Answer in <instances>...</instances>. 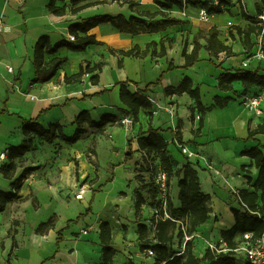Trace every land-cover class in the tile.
<instances>
[{
  "label": "crops",
  "instance_id": "crops-1",
  "mask_svg": "<svg viewBox=\"0 0 264 264\" xmlns=\"http://www.w3.org/2000/svg\"><path fill=\"white\" fill-rule=\"evenodd\" d=\"M50 1L0 0V154L6 152L8 156L0 159V190L13 191L12 180L4 177L1 167L11 162L10 148L26 139L22 132L24 120L37 119L45 127L60 123L67 136L75 134L78 127L76 118L82 110H88L95 122H100L104 115L116 116L117 120L108 123L103 134H96L95 128H89L74 144L62 139L47 143L36 137L34 148L15 159L19 163L16 175L26 167L36 169L24 180L19 192L21 198L9 202L0 213V264H102V221H110L113 226V243L118 250L114 264H128L123 245L118 242L117 225L112 222V219L117 222L125 219L111 209L120 200L132 199L135 190L140 188L138 176L148 174L144 170L145 153L140 149L138 138L149 128V113L142 109L138 121L134 120L130 109L121 100L120 82H127L131 92L142 91L149 96L153 102V127L159 129L167 141V153L175 164L178 162L175 169L191 161L199 172L202 190L211 195L210 218L196 232L203 238L196 244L195 251L198 252L195 253L203 256L209 242L215 238L222 239L221 231L235 224L232 208L240 207L236 192L242 188L253 189L258 169L253 159L243 152L259 144L264 146V133L249 139V128L254 129L264 123V99L259 116L245 105L247 95L257 94L263 88L255 86L246 90L241 81H235L233 90L224 91L218 88V76L225 69L260 68L264 73V57L260 55L264 48V32L253 34V49H245L237 30L229 29L228 21L230 23L232 18L234 22L231 24L242 28L254 23L242 16L235 0L228 11L208 14L207 20L202 19L201 7L189 6L181 10L174 6L166 9L153 0H107L104 3H100L104 0H81L78 5L72 0H56V6L67 7L64 15L51 12L48 8ZM129 1L137 4L130 7ZM260 1L255 5V11L258 5L263 7ZM87 3L94 5L77 13L71 11V8ZM143 11L158 13L157 19L165 14L187 20V23L137 35L121 32L111 23H101L88 34H94L103 45H90L83 51L61 47L53 54H46L47 63L56 57L66 58V62L51 80L35 82V46L41 36H48L52 46L63 39L73 42L69 35L70 26L74 23L95 15L124 13L130 16ZM248 14L257 19L258 15ZM257 21V24L264 25V22ZM212 26L218 27L221 40L232 46L237 55L229 57L221 53L216 58L202 48L199 61L188 69H182L185 44L188 42V52H191L195 35L208 31ZM162 39L166 40L167 47L163 56L153 55L152 49L142 58L110 51L128 50L136 45L144 50L149 43L157 42L159 52ZM200 42L204 46L207 44L205 39ZM120 59L122 65L119 64ZM211 60L221 64V68ZM88 63L90 67L102 64V69L87 73L74 83L65 81L67 76L78 73L81 66ZM171 63L176 68L169 69ZM10 66L13 71L9 70ZM162 73L161 83L145 91L148 84L155 83ZM96 74L99 81L93 83L91 78ZM185 77L192 80L194 87L200 88L205 106L214 104L216 95L234 98L226 107L215 106L207 113L199 135L194 134L200 125L201 115L196 100L187 92L166 93L167 88L177 87ZM124 116H130L132 120L126 126L121 124ZM179 124L182 135L177 134ZM179 136L183 145L188 146L191 156L181 153ZM158 163L155 162L156 165ZM247 176L252 177V182ZM106 178L109 179L104 182ZM82 185L91 187L87 194L92 199L94 193L93 210L87 214L89 202L84 200L86 197L75 198ZM171 190H176L178 196L171 194V197L174 195L172 201L181 207L179 189L175 185L173 187V181ZM100 201L103 203L102 213L94 212ZM142 209L146 218L149 209L143 205ZM107 214L109 218H106ZM50 218L55 219V226L39 233V225ZM90 224L92 226H88ZM60 236L63 241L58 248Z\"/></svg>",
  "mask_w": 264,
  "mask_h": 264
},
{
  "label": "trees",
  "instance_id": "trees-1",
  "mask_svg": "<svg viewBox=\"0 0 264 264\" xmlns=\"http://www.w3.org/2000/svg\"><path fill=\"white\" fill-rule=\"evenodd\" d=\"M114 1V0H113ZM161 8L172 9L174 6H178L181 10H185L189 6L201 7L206 9L208 14H222L229 10L233 6V0H219L217 4L211 3L209 0H153ZM263 7L257 6L259 15L264 14V0H261ZM73 3L79 4L81 0H72ZM108 2L104 0L100 3ZM241 3V0H238ZM56 0H51L48 4V8L51 12L57 15H64L67 12V7L56 6ZM137 3L129 1L130 7L135 6ZM94 5V3H87L77 7L71 8V11L77 13L78 11ZM162 13V12H161ZM163 14V13H162ZM241 14L244 18L251 20L254 24L242 28L236 25L235 29L242 38L243 45L246 50H251L254 47L252 42V35H259L264 32V25L257 24V19L254 16L249 15L243 8H241ZM158 13H152L149 11L139 12L138 15L127 16L124 13L118 14H101L95 15L84 19L81 22L74 23L70 26L71 34H74L76 40L70 42L67 39H63L51 45L50 38L46 35L41 36L35 46V82L45 83L51 80L58 72L60 66L66 62V58L56 57L51 62L45 61L46 54H53L61 47H68L74 51L86 50L90 45H103L104 43L97 39L94 34H88L91 29L101 23H111L115 28L124 33L140 34L145 32H158L166 30L172 25H181L187 23V20L179 19L176 17H170L163 15L162 18L157 19ZM84 33V35H80ZM205 39L207 44L204 46L200 40ZM166 40H161L160 51H157L158 43L151 42L147 45V48L142 50L140 46L136 45L128 50L116 51L110 49L114 54L122 56H131L142 58L146 56L152 49V54L157 56H163L167 53V47L165 45ZM202 48H206L212 57L218 58L221 53H226L227 56H236L232 46L226 44L220 38V30L217 26H212L208 31H200L194 37V48L191 52H188V42L185 44L183 50V56L185 57V63L181 66L182 69H188L194 66L199 61V52ZM211 62L218 68H221V64ZM120 65H122V59H120ZM176 68L172 63L169 69ZM101 70L102 64H96L94 67H90V64L82 65L80 71L73 74L70 77H66L67 83H74L81 79L87 73H92L95 70ZM261 69H225L218 76V88L224 91H231L234 88L235 81H241L244 88L249 90L255 86L264 89V73L260 72ZM164 77V73L153 84H148L146 90H149L152 85L161 83ZM93 83H98L99 75H93L91 78ZM120 97L122 102L128 106L130 112L133 114L134 120L138 121L139 113L141 110H146L149 113V128L146 133L141 134L138 138L140 149L145 153V161L147 157L157 154L161 160V166L169 173V178L175 174L178 178L179 186V199L182 203L181 207H176L172 199H169L170 212L176 219H181L186 225V232L188 235H193L198 227L207 222L210 218V206L211 195L205 193L201 187V180L198 170L193 166L191 161H187L181 168L174 171V165L172 157L167 153L168 143L161 135L159 129L153 127V102L148 95L142 93V91L131 92L127 87V82H120ZM187 92L196 100L197 109L200 112V125L194 131L195 135H199L204 126L205 116L215 106L224 108L234 98L232 96H215V103L210 106H205L201 99L200 88L194 87L192 80L189 77H185L177 87H169L166 90L167 94L179 93L183 94ZM194 111V110H193ZM116 116L104 115L100 122H95L88 110H82L76 118L77 130L73 136H67L64 133L63 126L60 123L51 124L47 127L43 126L37 119L24 120L22 123V132L26 139L22 144L18 146H12L10 148L9 158L10 164H4L1 167V172L4 177L12 180L13 191L7 192L0 190V213L6 209L9 202L17 201L21 197L19 192L27 176L32 173L36 168L26 167L19 175H16L19 163L16 162L17 157H23L27 152L34 148V140L36 137L42 139L47 143H53L57 139H62L69 144L77 143L88 131L89 128H95L96 134H103L105 127L110 122H115ZM258 133H264V123L258 125L256 128H249V139L253 138ZM177 134L182 135L181 124L177 130ZM178 141L180 144H184L182 137L179 136ZM244 155L250 156L256 168L258 169V176L252 185L253 189L242 188L237 191L236 198L239 202V208H232V212L235 217V224L229 228L221 231V236L227 247L231 250L229 252H218L211 248H207L203 256H198L194 252V237L187 240L185 246V255H170L169 244L172 243L176 236L183 237L184 230L179 227V233L176 235L177 222L169 219L153 221L156 225L155 238L157 243L153 246L158 254V259L155 264H249L244 258H240L233 251L238 247L239 241L236 240L238 234H244L247 232L253 233L255 238H264V146L257 145L243 152ZM130 155V154H129ZM249 182H252V177L247 176ZM94 199V193H93ZM144 198L139 194L137 201V208L140 209L144 203ZM92 210L90 204L87 208L86 214ZM81 217V216H80ZM55 226V219L50 218L48 221L43 222L37 228L39 233H45L47 230ZM139 240L141 241V250H145L148 246V225L141 220H138ZM12 232V229H11ZM61 235V234H60ZM100 239L103 251V263L102 264H114V257L118 250L113 243V226L110 221H102L100 223ZM63 241V237L60 236L57 240V246L60 248V243ZM14 245L17 243L14 241ZM238 258V260H237Z\"/></svg>",
  "mask_w": 264,
  "mask_h": 264
},
{
  "label": "rangeland",
  "instance_id": "rangeland-1",
  "mask_svg": "<svg viewBox=\"0 0 264 264\" xmlns=\"http://www.w3.org/2000/svg\"><path fill=\"white\" fill-rule=\"evenodd\" d=\"M212 1H214V0H211V2ZM235 1H236L235 6L237 7V9L239 11L241 8H243L247 13L252 12L254 15H258L257 19L264 22V20L261 19L258 11L254 10L255 5L257 4V2H259V0H241V3H239L238 0H235ZM233 5H234V2H233ZM118 10H120V9H118ZM229 20H230V22H234L232 18H230ZM228 27H229V29H232V28L234 29L235 23L230 24L228 21ZM90 150L93 151L92 148H90ZM174 153H176V152L174 151ZM143 158H145V156ZM155 162H159L158 165H156ZM177 163L178 162H176V164ZM176 164H175V161L173 160V165L176 166ZM159 166H161V160H160L158 155L150 156L149 158H146V166L144 167V170L147 171L148 174L143 175L141 173L138 176L140 178V181H141L140 188L135 190L132 199L128 198L126 200H122V201L120 200V203H118L116 206H113L111 209V212H116L119 216H123L125 219V220L119 219V222L112 219V222L117 225V233L120 235V237H119L120 240H118V242L120 245H123V250L125 252L123 254L126 257V263H128V264H140V263H142V264H155L156 260L158 259L157 251H156V249L153 248V246L157 243L155 236H153V234H156V230L154 229V224L145 218L142 207L140 209H138L136 204H137V201L139 198V194L142 195L144 200L146 198L149 199L150 197L155 196L156 191L153 188L152 181L154 179L155 171ZM175 170L176 169L174 167V171ZM111 176H112V174L110 173L109 177H111ZM147 176H149V177H147ZM108 179L109 178H106L104 182H107ZM172 181H173V187L175 185L176 189H179V186H178L179 178L175 174H173L171 177L170 182H172ZM90 189H91V187H90ZM96 189H98V187H96ZM173 193H175V196L178 198L176 190H175V192H173V190H171V194H173ZM85 197L86 198L84 200L89 202L88 206H87V208H88L90 204L92 205L93 199L89 195V193L88 194L86 193ZM170 198H174V195H172V197H170ZM173 202H174V205L176 206V203L174 200H173ZM102 204L103 203H101V201H100L98 203V205H96L97 210H95L94 212H101L102 213V210H101ZM87 208H86V211H87ZM92 210H93V206H92ZM92 210L89 213H91ZM106 218H109L108 214L106 215ZM138 220L145 222L148 225V229H149L148 230L149 243L147 245L148 247L145 250L140 249L141 241L139 240ZM88 226H92V224H90ZM135 233L138 235V237L135 235ZM178 233H179V226L177 224L176 235H178ZM195 234L196 233H194V236H195L194 237V252H198V251H195V247H196V244L200 243L199 241L203 237H202V235H198V234L195 235ZM189 237H190V235H188L187 232H184L183 237L176 236L174 241L168 245L169 246V254L170 255L171 254L172 255H181V254L185 255L186 242L188 239L191 238V237L190 238ZM236 240H238L239 244H240L243 240V235L241 234L238 238L236 237ZM212 243L219 249L227 246L226 242H223L222 239H219V238L213 239ZM150 249H152L155 252L156 256L149 257L147 255V253ZM240 258H243V256L241 255Z\"/></svg>",
  "mask_w": 264,
  "mask_h": 264
},
{
  "label": "built area",
  "instance_id": "built-area-1",
  "mask_svg": "<svg viewBox=\"0 0 264 264\" xmlns=\"http://www.w3.org/2000/svg\"><path fill=\"white\" fill-rule=\"evenodd\" d=\"M219 0H214L211 3L217 4ZM202 19H208V12L206 9L201 10ZM261 19L264 20V14L260 15ZM231 24V22H230ZM1 30V27H0ZM69 39L71 41H75L76 37L74 34L69 35ZM260 55L264 57V48L260 50ZM10 71H13V67H9ZM264 99V89L257 94L247 95L245 98V105L249 108V110L255 112L258 116L262 114V101ZM132 122L130 116H124L121 118V124L128 125ZM180 149L182 153L191 156L189 152L188 146L180 144ZM7 153L2 152L0 154V159H6ZM171 179L169 178V173L162 167L159 166L154 174V179L152 181V185L156 194L154 197H151L149 200H146L142 205L143 208L149 209L148 215L146 219L151 221L154 224V229H156V225L153 221L157 220H172L176 221L178 226L186 232L187 225L181 220L176 219L172 216L170 212V204L169 199L171 197ZM90 190L89 186L82 185L79 187L78 192L75 194L76 199H84L85 194ZM237 193V192H236ZM86 232V231H85ZM197 232V231H196ZM195 232V233H196ZM197 235V233L195 234ZM190 237H195L194 234L190 235ZM189 237V238H190ZM190 238V239H191ZM189 240V239H188ZM224 242V240L222 239ZM209 248L213 250H217L218 252L224 251L229 252L231 249L226 247H222L221 249L217 248L212 242H209ZM238 257L241 255L249 264H264V238H255L253 233L247 232L243 234V240L238 245L237 248L233 250ZM149 257L156 256L155 252L150 249L147 253ZM238 260V258H237Z\"/></svg>",
  "mask_w": 264,
  "mask_h": 264
}]
</instances>
